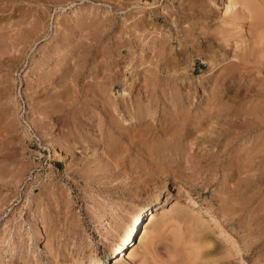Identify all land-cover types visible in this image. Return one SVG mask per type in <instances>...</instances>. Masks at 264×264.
Wrapping results in <instances>:
<instances>
[{"label":"rangeland","instance_id":"rangeland-1","mask_svg":"<svg viewBox=\"0 0 264 264\" xmlns=\"http://www.w3.org/2000/svg\"><path fill=\"white\" fill-rule=\"evenodd\" d=\"M251 2L227 10L226 0H0V264H189L191 250L169 246L174 233L189 231L188 221L144 228L168 194L166 208L177 197L182 206L189 204L186 220L218 218L202 227L214 240L202 250L215 246L214 257L222 260L213 264H264V60H257L264 59V0ZM134 22L145 26L144 34L155 35L157 30L165 39L177 30L184 38L190 26L188 39H194V48L188 42L186 52L179 50L174 36L172 44L166 43L167 55L177 52L187 59L174 82L177 88L170 82L151 84L154 64L138 62L133 67L141 54L132 36ZM223 34L229 37L227 43L218 40ZM256 34L262 37L255 39ZM205 37H212V45ZM255 42L259 45L253 46ZM219 44L227 49L228 59H211ZM246 44L258 51L250 70L256 60L262 64L255 63L259 67L251 70L253 75L241 72L235 82L225 78L217 83L216 73ZM175 89L180 94L176 115L188 109L190 115L203 110L216 114L208 130L195 131L187 124L189 131L184 126L180 136L171 128L161 133L157 123L164 113L176 112L171 99ZM100 95L104 103L109 99L108 107L117 108L114 122L124 119L125 126L135 130L151 122L152 133L160 130L158 139H180L163 151L164 162L169 160L158 164L159 174L123 175L109 164L110 140L106 142L102 130L111 118L101 112ZM140 104L150 110L136 124L128 111ZM174 149L185 156L181 159ZM200 163L208 171L200 169ZM184 171L188 180L178 188ZM164 180L166 188L155 199ZM150 200L152 206L138 221L132 242L119 255L111 252L108 246L120 224L133 208ZM130 252L132 258L127 257Z\"/></svg>","mask_w":264,"mask_h":264},{"label":"bare ground","instance_id":"bare-ground-1","mask_svg":"<svg viewBox=\"0 0 264 264\" xmlns=\"http://www.w3.org/2000/svg\"><path fill=\"white\" fill-rule=\"evenodd\" d=\"M140 1V0H139ZM186 1V0H185ZM255 1H257V0H255ZM255 1H250V0H226V3H227V10H228V8H232V7H234L238 2L239 3H242L244 6H246L247 4H250V2H251V4L253 5L254 3L253 2H255ZM185 3V2H184ZM260 4H262V3H260ZM256 5H257V2H256ZM190 6V5H189ZM255 6V5H254ZM258 7H259V5H257ZM256 7V6H255ZM258 7H256L255 8V10L258 8ZM260 7H261V5H260ZM133 8H135V7H133ZM262 8V7H261ZM254 9V8H253ZM259 9V8H258ZM258 9H257V11H258ZM263 9V8H262ZM140 10V9H139ZM180 10V9H179ZM264 10V9H263ZM185 11H186V9H185ZM192 11V10H191ZM132 12V11H131ZM264 12V11H263ZM195 13V12H194ZM138 14V13H137ZM179 14V13H178ZM206 14V13H205ZM252 14V13H251ZM250 14V15H251ZM143 15V14H142ZM189 14H187V16H188ZM202 15V14H201ZM249 15V16H250ZM186 16V15H185ZM203 16V15H202ZM248 16V17H249ZM252 16V15H251ZM263 17H264V14L262 15ZM136 17V16H135ZM231 17V16H230ZM236 17V16H235ZM243 17V16H242ZM173 18V17H172ZM177 18V17H176ZM189 18V17H188ZM187 18V19H188ZM237 18V17H236ZM252 18H253V16H252ZM251 18V19H252ZM255 18H257V17H254L253 19H255ZM178 19V18H177ZM176 19V20H177ZM240 19V18H239ZM238 19V20H239ZM245 19V18H244ZM262 20L263 18H258L257 19V21L258 20ZM174 20V19H173ZM185 20V19H184ZM224 20V19H223ZM241 20H243V18L241 19ZM138 21V20H137ZM182 21V20H181ZM240 21V20H239ZM254 21V23L256 24V21L255 20H252V22ZM175 22V21H174ZM173 22V23H174ZM177 22V21H176ZM237 22V21H236ZM251 22V21H250ZM224 23V22H223ZM238 23V22H237ZM261 23V22H260ZM262 23H263V21H262ZM139 24L140 23H138V22H134V23H132V25H131V28L134 30L133 31V34H132V36L134 37V39H137V40H135L136 42H138V45L137 46H139L140 47V52L139 53H141V54H139V57L137 58V59H135L136 61H135V63L133 64V67H135V65H137V63L139 62H141V64H144L145 62L147 63V62H149V65L150 64H154L155 65V68H156V70L154 71V74H155V77H153L152 78V82H151V84L153 83L154 85H158V84H161V82H163V84L164 83H166V82H170V84H173V87H175V88H177L176 87V85H175V80L181 75V73H182V71H184V69L186 68V66L187 65H184V63L187 61V59L184 57L183 59H181L180 57H178V55H177V52H174V54H172V52H170V55H167L168 54V52L166 53V49L169 47H167L166 46V43H171L172 44V42H173V39H174V37H176L177 38V40H179L180 42H179V45H180V48H179V50H181V51H187L188 49H189V47L190 46H188V42H191L192 44H191V46L194 48L195 47V44L193 43V41H194V39H188V37L191 35V34H188L189 33V29H191L190 28V26L189 27H187V28H189V29H186L187 31H185L184 29V32L183 33H185V34H182L183 36H184V38H181V36H180V33L179 34H176V33H178V30H177V32L176 33H174L175 34V36L173 37L172 36V34H171V36L169 37V35H168V38L167 39H165V37L164 36H167V35H163V33L161 34L160 33V31L158 32L157 30L155 31V33H157V34H155V35H153L152 33V31H150V32H148V33H146V34H144V28L143 27H145V26H142V27H139ZM178 24V23H177ZM227 24V23H226ZM240 24V23H239ZM251 24H253V23H251ZM147 25V24H146ZM156 25V24H155ZM223 25V24H222ZM225 25V24H224ZM230 25V24H229ZM238 25V24H237ZM236 25V26H237ZM248 25V24H247ZM250 25V24H249ZM174 26V25H173ZM176 26H178V25H176ZM195 26V25H194ZM232 26V25H231ZM243 26V25H242ZM257 26V25H256ZM180 27V26H179ZM249 27V26H248ZM194 28V27H193ZM236 28V27H235ZM250 28V27H249ZM148 29V28H147ZM146 29V30H147ZM240 29V28H239ZM238 28H237V30H239ZM141 30V31H140ZM144 30V31H143ZM175 30V31H176ZM235 30V29H234ZM247 30V29H246ZM137 31H139V33H137ZM142 31H143V33H142ZM120 32V31H119ZM134 32H135V34H134ZM141 32V33H140ZM174 32V31H173ZM181 32H182V30H181ZM215 32V31H214ZM233 32V31H232ZM246 33V32H245ZM123 34V33H122ZM227 34V33H226ZM239 34V33H238ZM240 34H242V33H240ZM204 35V34H203ZM214 35V34H213ZM232 35V34H231ZM244 35V34H243ZM118 36V35H117ZM216 36V35H215ZM256 36H257V34L255 35V39H257L256 38ZM119 37V36H118ZM200 37V36H199ZM241 37V36H240ZM259 39H260V37H262L261 35H260V37L259 36H257ZM232 38V37H231ZM235 38V37H234ZM252 38H254L253 36H252ZM251 38V39H252ZM133 39V38H132ZM214 39V38H213ZM228 39H229V37L227 36V35H221L220 37H218V40H222V41H225V43H227L226 41H228ZM255 39H253V40H255ZM102 40V39H101ZM205 40L208 42V44H209V46L210 45H212V42H213V40H212V37H205ZM204 40V41H205ZM231 40V39H230ZM229 40V41H230ZM241 40V39H240ZM244 40V39H243ZM242 40V42H244ZM247 40V39H246ZM262 40V39H261ZM135 41H134V43H135ZM202 41V40H201ZM221 41V42H222ZM248 41V40H247ZM247 41H245V42H247ZM256 41H258V40H256ZM244 42V43H245ZM254 42V41H253ZM133 43V44H134ZM248 43V42H247ZM258 43H260V41L258 42ZM256 44V42H255V44L253 43V46L254 45H259V44ZM262 43V42H261ZM260 43V44H261ZM230 44V43H229ZM228 44V45H229ZM242 45H243V43H242ZM248 45H249V43H248ZM248 45L246 44V45H244V46H242V48L241 49H239V50H236V51H234V52H232L231 54V57H232V59L230 60V62H228L227 64H223L222 65V69L220 70V68H219V70L220 71H218V73H216V74H218V76H217V78L215 79L216 80V82L217 81H219V80H221L222 79V82H223V80L226 78L227 79V81H230V82H235V79H237L238 77V75H237V73H239V75H240V73L242 72L243 74H252L251 72L253 71L252 69L253 68H258V67H256V66H254L255 65V63H259V61L257 62V60L259 59V60H261V62L264 60V59H261L260 58V56H258V58H257V60H256V62H254L253 64V66H252V68H251V70H250V63L252 64V62H253V60H255V59H253V56H254V54L256 55V53L258 52L257 50V52L255 53V50L253 51L252 49L254 48H251V49H247V47H248ZM129 46H131V44H130V39H129ZM135 46V45H134ZM224 45H222V44H219V47H218V49H216V50H214V51H212V53L214 52V54L216 53V55H211V59L213 60L217 55H220L221 57L220 58H222V60H226V59H228L229 57H230V55H228V54H226V51H227V49H223L224 47H223ZM234 46H235V44H234ZM241 46V45H240ZM96 47V46H95ZM138 47V48H139ZM173 47V46H172ZM233 47V46H232ZM238 47H239V45H238ZM252 47V46H251ZM228 48V47H227ZM256 48V47H255ZM254 48V49H255ZM262 48V47H261ZM172 49V48H171ZM198 50V49H197ZM234 50V49H233ZM137 51H139L138 49H137ZM176 51V50H175ZM210 51H211V49H210ZM135 50L134 51H132V55H134L135 54ZM262 52V51H261ZM260 53V52H259ZM262 53H264V51L262 52ZM211 54V53H210ZM259 55V54H258ZM260 55H261V53H260ZM135 57V56H134ZM263 58V57H262ZM83 60V59H82ZM133 61V60H132ZM145 63V64H146ZM187 63V62H186ZM263 63V62H262ZM262 63H259V64H262ZM148 64V63H147ZM259 64H257V65H259ZM39 65V64H38ZM71 65V64H70ZM184 65V66H183ZM213 65V64H212ZM221 65V64H220ZM261 66V65H260ZM77 67V66H76ZM81 67V66H80ZM211 67H213V66H211ZM190 69V68H189ZM261 69V68H260ZM83 70V69H82ZM191 70H194V67H192L191 68ZM75 71V70H74ZM254 71H256V70H254ZM164 72H166V75H162V74H164ZM187 72V71H186ZM260 72V71H259ZM70 73V72H69ZM254 73V72H253ZM261 73V72H260ZM71 75H72V73H70ZM149 74V73H148ZM152 74V73H151ZM150 74V75H151ZM241 75V76H243L244 77V75ZM183 75V74H182ZM253 75V74H252ZM251 75V76H252ZM258 75V74H257ZM114 76V75H113ZM149 76V75H148ZM184 76V75H183ZM250 76V77H251ZM260 76V75H259ZM80 77V76H79ZM146 77V76H145ZM186 77V76H185ZM249 77V76H248ZM249 77V78H250ZM256 77V76H255ZM254 77V78H255ZM114 78H116V76L114 77ZM113 78V79H114ZM262 78H264V77H262ZM136 79V78H135ZM146 79V78H145ZM214 79L212 80L213 82H214ZM240 79V78H239ZM248 79V78H247ZM250 79H252V78H250ZM250 79H248L249 81H250ZM73 80V79H72ZM71 80V81H72ZM242 80V79H241ZM255 80V79H254ZM75 81V80H74ZM253 81V80H252ZM264 81V80H263ZM262 81V82H263ZM61 82V81H60ZM65 82H66V79H65ZM69 82H70V80H69ZM178 82V81H177ZM215 82V83H216ZM221 81H219V83H220ZM241 82V81H240ZM239 82V84H241ZM218 83V82H217ZM224 83H226L225 81H224ZM261 83V82H260ZM60 84V83H59ZM62 84V83H61ZM214 84V83H213ZM238 84V83H237ZM236 84V85H237ZM255 84H257V83H255ZM77 85V84H76ZM215 85V84H214ZM216 85H218V84H216ZM219 85H221V84H219ZM253 85H254V83H253ZM97 86H99V85H97ZM171 86V85H170ZM240 86V85H239ZM55 87V86H54ZM152 87V86H151ZM180 87V86H179ZM227 87V86H226ZM256 87V86H255ZM259 87V86H258ZM75 88V87H74ZM260 88V87H259ZM56 89V88H55ZM61 89V88H60ZM66 89V88H65ZM218 89V88H217ZM53 90H54V88H53ZM77 90V89H76ZM111 90V89H110ZM224 90V89H223ZM227 90V89H226ZM74 91V90H73ZM94 91V90H93ZM175 92H172V100H174V105H175V110L174 111H176L177 110V108H178V106H176V104L179 102V95L180 94H178V91L176 92V89L174 90ZM68 92V91H67ZM111 92V91H110ZM124 92V91H123ZM72 93V92H71ZM74 93V92H73ZM47 94V93H46ZM69 94V93H68ZM100 94H101V92H100ZM106 94V93H105ZM164 94V93H163ZM59 95V94H58ZM71 95V94H70ZM93 95V94H92ZM99 95V94H98ZM155 95V94H154ZM61 96V95H60ZM101 96V95H100ZM99 96V97H100ZM107 96V95H106ZM112 96V95H111ZM93 97H94V95H93ZM109 97V96H108ZM163 97V96H162ZM103 97L101 96L100 97V100H98V101H100L101 102V112H103L104 114H109L108 115V118L110 117L111 119H109L110 121L109 122H107V121H105L106 122V124H105V128L102 130V129H99V131H101L102 130V132H104V134H105V136L107 137V141L106 142H108L109 140V142L111 143H109V145L107 146V148L106 149H108L107 151H108V153L110 154V156H111V158L109 157V164L111 163V164H113L114 165V167L115 168H117V170H118V172H119V174H123V175H127L128 174V172H135V171H138V173H139V177H142L143 178V176L145 177V178H150L151 176H152V174H155V173H158L157 172V169L159 168V166H158V164H160V165H162V162H164L167 158H166V154H164L163 153V151L165 150V149H167V148H171V147H173L174 148V146L173 145H171L170 143H172V144H176V142H177V140L179 139L178 137H177V139H176V142L175 143H173V142H170V140H172V138L171 139H169V142L167 141H162V139H158L157 138V136L156 135H158V132L161 130V133L163 132V131H166L168 128H171V129H173L177 134L178 133H181L182 132V130H185L183 127L185 126V127H187L186 125L187 124H189V126H193V129L195 130V131H199V130H208L207 129V127H209L210 125H211V123H212V121H214V116H216V114L212 117V114L211 113H208V111L207 110H203V111H199L198 113H196L195 112V114H193V115H190L191 113V111H190V109H188L189 110V112H186L185 114H181V113H179L178 112V115H176V113H177V111L176 112H174V113H172L171 112V116L169 115H166V114H169V113H167V112H165L164 113V117H163V114H162V117L163 118H161V120L159 121V124L157 123V125L159 126V128H160V130H157V131H154V133H152V131H150V129H149V126H151L150 125V123H149V125L148 124H144V123H142V125H141V128L139 129V130H135L133 127L131 128V127H129V126H125V124H124V119H123V121H121L122 119H118V120H120V121H118V120H116L115 122L113 121L116 117H114V112H115V110L117 109H115V110H113L111 107H108V106H111V105H109V104H107V102L109 101V99H108V101H106L105 103L103 102V101H101V99H102ZM105 98V97H104ZM139 98V97H138ZM142 98V97H141ZM181 98V97H180ZM184 98V97H183ZM220 98V97H219ZM106 99V98H105ZM105 99H104V101H105ZM111 100V99H110ZM213 100V99H212ZM208 101V100H207ZM224 101V100H223ZM51 102V101H50ZM99 102V103H100ZM111 102V101H110ZM112 102H113V100H112ZM225 102V101H224ZM223 102V103H224ZM52 103V102H51ZM97 103V102H96ZM135 103H137V104H139V103H141L140 101H137V102H135ZM157 103V102H156ZM207 103V102H206ZM220 103V102H219ZM112 105H113V103H111ZM215 104H217L216 102L214 103V105ZM221 104V103H220ZM145 105H147V104H144V105H142V104H140V105H136V106H134V109L133 110H130V111H128L129 113L128 114H130V116L129 117H131V119L132 120H134L133 118H135V121H136V124H138L137 123V121L140 123L141 121H142V119L145 117V115L147 114V112L150 110L149 108H146V106ZM189 105V104H188ZM191 105V104H190ZM218 105V104H217ZM120 106V105H119ZM128 106V105H127ZM132 106V105H131ZM163 106V108L162 109H164V108H166L167 106L165 105V103H164V105H162ZM169 106V105H168ZM213 106V105H212ZM216 106V105H215ZM218 106H220V105H218ZM112 107H114V106H112ZM170 107V106H169ZM173 107V106H172ZM189 107H191V106H189ZM205 107H206V105H205ZM211 106L209 105V108H210ZM129 108H130V106H129ZM181 108V107H180ZM197 108V107H196ZM212 108V107H211ZM217 108V107H216ZM152 109V108H151ZM155 109V108H154ZM208 109V108H207ZM213 109V108H212ZM218 109V108H217ZM217 109H216V112H218L217 111ZM219 109H221V108H219ZM100 110V109H99ZM98 110V111H99ZM170 110V109H169ZM179 110V109H178ZM198 109H196L195 111H197ZM165 111H168L167 109L165 110ZM172 111V110H171ZM223 111V110H222ZM152 112V111H151ZM169 112V111H168ZM220 114H222L221 113V111H220ZM237 114V113H236ZM236 114H235V116H236ZM105 115V116H106ZM117 115V114H116ZM218 115V114H217ZM100 116V115H99ZM104 116V117H105ZM221 116V115H220ZM239 116V115H238ZM221 117H223V116H221ZM242 117V116H241ZM101 118V117H100ZM103 118V117H102ZM102 118H101V122H102ZM107 118V119H108ZM160 118V117H159ZM218 118V117H217ZM106 119V118H105ZM104 119V120H105ZM113 119V120H112ZM117 119V118H116ZM219 119V118H218ZM223 119V118H222ZM149 120V119H148ZM159 120V119H158ZM227 120V119H226ZM226 120H224V121H226ZM235 120V119H234ZM220 121V120H219ZM229 121V120H228ZM239 121V120H238ZM242 121V120H241ZM145 122V121H144ZM240 122V121H239ZM218 123V122H217ZM230 123V122H229ZM238 123V122H237ZM243 123V122H242ZM241 123V124H242ZM81 124V123H80ZM98 124V123H97ZM133 124V123H132ZM214 124V123H213ZM243 124H245V123H243ZM124 125V126H123ZM140 125V124H139ZM154 125V124H153ZM153 125H152V127H153ZM223 125V124H222ZM228 125V124H227ZM235 125H236V123H235ZM155 126V125H154ZM225 126V125H224ZM223 126V127H224ZM258 126H259V124H258ZM104 127V126H103ZM140 127V126H139ZM238 127H239V125H238ZM252 127V126H251ZM256 127V126H255ZM99 128H100V125H99ZM136 128V127H135ZM158 128V127H157ZM188 128V127H187ZM187 128H186V130H187ZM215 128V127H214ZM222 128V127H221ZM220 128V129H221ZM226 128V127H225ZM230 128V127H229ZM242 128V127H241ZM240 128V129H241ZM137 129V128H136ZM192 129V128H191ZM192 129V130H193ZM219 129V128H218ZM250 129V128H249ZM153 130H154V128H153ZM223 130V129H222ZM227 130V129H226ZM173 131V132H174ZM188 131H189V128H188ZM203 131L201 132V134H203ZM221 131V130H220ZM228 131V130H227ZM240 131V130H239ZM248 131V130H247ZM255 131V130H254ZM168 132V131H167ZM170 132H172V131H169V133ZM218 132V131H217ZM223 132V131H222ZM238 132V131H237ZM236 132V133H237ZM241 132V131H240ZM240 132H239V134H240ZM166 133V132H165ZM169 133H166V136L168 135V137H169ZM186 133V132H185ZM200 133V132H199ZM208 133V132H207ZM214 134H215V132H213ZM154 134V136H152ZM205 134V133H204ZM220 134V133H219ZM238 134V133H237ZM100 135H101V133H100ZM162 135V134H161ZM173 135H174V133H173ZM172 135V136H173ZM179 135V134H178ZM183 135H185V134H183ZM194 135H195V133H194ZM197 135V134H196ZM206 135V134H205ZM217 135V134H216ZM102 136H104L103 134H102ZM164 136V135H163ZM165 136V137H166ZM171 136V135H170ZM180 136V135H179ZM186 136V135H185ZM197 136H199V135H197ZM218 136V135H217ZM160 137V136H159ZM162 137V136H161ZM182 137V136H181ZM180 137V138H181ZM184 137V136H183ZM206 138L208 137V135L207 136H205ZM221 137V136H220ZM232 137V136H231ZM230 137V138H231ZM113 138H116L115 140H113L112 141V139ZM174 138H175V136H174ZM213 138V137H212ZM219 138V137H218ZM227 138V137H226ZM229 138V139H230ZM196 139V138H195ZM104 140V139H103ZM105 140H106V138H105ZM165 140H166V138H165ZM197 140V139H196ZM210 140H211V138H210ZM231 140V139H230ZM179 141H180V139H179ZM104 144H106L105 142H103ZM107 143V144H108ZM178 143V142H177ZM177 145V144H176ZM226 145V144H225ZM105 146V145H104ZM176 147V146H175ZM178 147V146H177ZM105 148V147H104ZM182 149V148H181ZM180 150V149H179ZM178 149H174V152H176V153H178V154H180V157H181V159H182V157L183 156H185V155H183V154H181V152L179 151ZM168 151V150H167ZM172 151V150H171ZM170 151V152H171ZM182 151V150H181ZM103 152H105V151H103ZM167 153H169V152H167ZM172 153H173V151H172ZM104 154V153H103ZM186 154V153H185ZM171 155V154H170ZM188 155V154H187ZM193 156V155H192ZM191 157V156H190ZM169 160V159H168ZM167 160V161H168ZM190 160V159H189ZM166 161V162H167ZM179 161V160H178ZM181 161V160H180ZM179 161V162H180ZM186 161V160H185ZM107 162H108V160H107ZM166 162H164V163H166ZM169 162H171V161H169ZM212 162V161H211ZM168 163V162H167ZM195 163V162H194ZM197 164H199V163H197ZM196 164V165H197ZM185 165H186V163H185ZM190 165H192V164H190ZM181 166V165H180ZM180 166H176L177 167V170L178 171H180V172H183L182 171V169H181V167ZM184 166V165H183ZM188 166V165H187ZM187 166H185V167H187ZM200 166H201V163H200ZM217 166V165H216ZM167 167H168V165H167ZM166 166L165 167H163L164 168V170H165V168L168 170V168H167ZM211 167V166H210ZM160 168H161V166H160ZM171 168V167H170ZM183 168V167H182ZM206 168V167H205ZM173 169V168H172ZM187 169V168H186ZM185 169V170H186ZM197 170H198V167L196 168ZM200 169H202L203 171H206L207 169H204L203 168V166H201L200 167ZM171 171H176V168L174 167V170H171ZM177 171V172H178ZM208 171V170H207ZM117 172V171H116ZM117 174V173H116ZM159 174V173H158ZM201 174H203L202 173V171H201ZM129 177H130V175H129ZM128 177V178H129ZM187 177H188V173H187V171L185 172L184 171V173H183V175L182 176H180V180H179V182H177V186H178V188L180 187L181 188V186H182V183H183V181H186V180H188L187 179ZM136 179V178H135ZM177 179V178H176ZM128 181H129V179H128ZM132 181V180H131ZM139 181V180H138ZM142 181V180H141ZM149 181V180H148ZM151 181V180H150ZM154 181V180H153ZM158 181V180H157ZM133 182H134V179H133ZM140 182V181H139ZM182 182V183H181ZM188 182V181H187ZM191 183V182H190ZM133 184V183H132ZM142 184V183H141ZM140 184V185H141ZM166 185H167V181L166 180H164V181H162V184H161V187H159V189L156 191V193H155V199H157L158 198V196L160 195V192L162 191V190H164L165 188H166ZM178 190V189H177ZM149 192V191H148ZM170 194H168V196L165 198V200L164 201H160L159 202V204H161L160 206H159V209H157L156 211H155V213H153L152 215H150V218L148 219V221L145 223V225H144V228H145V231L149 228V226H151V225H154L155 226V228H158V229H162V228H164L165 226H166V223H168V222H174V223H177V222H180V224H183V223H181V222H185V221H188V222H186L187 223V225L189 224V231L187 232V233H185L187 230H188V228H187V230L186 229H184V230H186L185 232H183L184 230H182V231H179L177 234L176 233H174L175 234V236L173 237V242H171L172 244V246L174 247H172L171 245H169L171 248H172V250L174 249V250H179L180 251V249L182 248V250L183 249H188L189 251L191 250V253H189L190 254V256H189V254H188V256H189V258H187L190 262H189V264H197L196 262H197V259H200L201 261L199 262V264H213V263H218V262H220V261H222L221 259H217V258H215L214 256H216L217 254L215 253V251H216V247L215 246H213V248H205V250H202V247L203 246H210L212 243L214 244V240L213 239H211L210 238V236H212L211 234H210V232L208 231V228H207V230H205L206 228H202V227H205L204 225H206V224H208L207 222H213V223H217L219 220H218V218H214L213 216H209L210 218H203V217H200L198 214V212L196 211V213L194 214L193 213V215H194V217H198L199 216V218H201V219H199L198 220V218H197V221L194 219H188V220H186V211L189 209V204H188V206H182L181 204H179V197H177V200H175L174 199V202H172L171 203V205H170V207L168 208H166V206L168 205H166V203H167V201H168V199H169V196ZM152 204V200H150V201H148V202H146L144 205H141V206H138V207H136V208H133L130 212H129V216L126 218V220L123 222V223H121L120 224V226H119V228H118V230H117V232H116V234L114 235V237L112 238V241H111V244L108 246V248H109V250L111 251V252H113V253H117L118 255L120 254V253H122V252H124V250L129 246V244L132 242V237H133V235H134V232H135V230H136V227H137V223H138V221L142 218V215H143V213L145 212V210H146V208H150V206H152L151 205ZM209 206V205H208ZM152 208V207H151ZM151 212H152V209H151ZM192 213V212H191ZM209 219V220H208ZM190 220V221H189ZM193 221V222H192ZM184 225H185V223H184ZM186 225V226H187ZM203 225V226H202ZM182 227V226H181ZM184 227V226H183ZM182 227V228H183ZM188 227V226H187ZM181 228V229H182ZM186 228V227H185ZM205 231V232H204ZM131 239V240H130ZM144 241L142 240V243H143ZM145 244V243H144ZM46 246V245H45ZM141 246V245H140ZM181 246V247H180ZM224 246V245H223ZM190 248V249H189ZM225 248V247H224ZM192 249H193V251H192ZM181 250V251H182ZM228 250V249H227ZM220 251V250H219ZM218 251V252H219ZM108 252V251H107ZM226 252V251H225ZM110 253V252H109ZM133 253L134 252H130V253H128V255H127V257L128 258H132L133 257ZM220 253V252H219ZM229 253H230V251H229ZM214 254H216V255H214ZM124 256V255H123ZM221 257V256H220ZM202 258H204V260L202 259ZM206 259V260H205ZM144 262V261H143ZM194 262V263H193ZM188 263V262H187ZM92 264H105V263H103V262H101V260H99L98 262H95V263H92ZM141 264V263H140Z\"/></svg>","mask_w":264,"mask_h":264}]
</instances>
